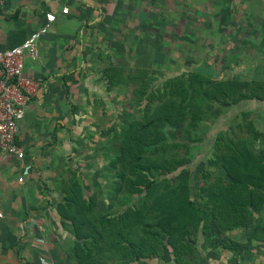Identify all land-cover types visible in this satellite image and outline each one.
Masks as SVG:
<instances>
[{"label":"rangeland","instance_id":"374dc122","mask_svg":"<svg viewBox=\"0 0 264 264\" xmlns=\"http://www.w3.org/2000/svg\"><path fill=\"white\" fill-rule=\"evenodd\" d=\"M164 15L153 13L152 17ZM236 15L238 19L240 14ZM166 16L167 27L160 29L156 53L151 56H137L135 49L129 50L132 39L144 30H137V34L130 28V21L111 24L91 55L87 71L72 78L74 88L67 96L68 118L61 114L68 123L57 126L58 135L44 143L45 155L38 165L44 179L41 184L68 237L62 242L58 238L52 241L54 247H59L57 254L62 264H130L124 262L122 250L116 247L129 238L144 255L139 264L174 262L171 252L179 257L178 264H205L196 255L202 242L214 236L199 232L210 211L209 200H223L239 190L242 200H248L246 195L252 196L251 200L264 199V192L259 190L230 186L215 159L229 151L230 141L240 139L259 153L263 148L259 132L264 133V102L246 98L228 103L221 97L213 100L205 93L204 99L190 97L183 83L186 72L200 67L215 80L238 77L259 81L264 75L258 68L260 61L244 59V49L250 45L243 43L239 30H198L189 21L197 17L188 10ZM185 19L187 23L181 21ZM190 82L197 86L195 80ZM169 97L180 101L179 109L172 110V116L152 132H162L163 140L141 152L143 160H162L163 167L150 168L146 185L136 183L139 191L128 193L117 176L120 163L116 155L124 129L131 122L145 123L149 111ZM126 176L132 177L129 173ZM72 186H77L81 197L91 203L95 227L103 235L98 241L83 242L80 257L74 253L77 239L71 224L56 212L57 204L67 200ZM210 191L213 198L208 195ZM170 198L191 202L194 221L200 219L198 231L195 223L180 226L178 216L173 225L167 222L165 216L172 214L157 208L162 205L158 203ZM131 210L137 212V223H129ZM149 228L157 234L149 236ZM184 234L188 236L187 244L183 242L177 249L168 245L167 242H178ZM154 249L158 251L155 255Z\"/></svg>","mask_w":264,"mask_h":264},{"label":"crops","instance_id":"0c3cea01","mask_svg":"<svg viewBox=\"0 0 264 264\" xmlns=\"http://www.w3.org/2000/svg\"><path fill=\"white\" fill-rule=\"evenodd\" d=\"M63 5L67 6L66 13L60 11ZM181 10L196 15L189 21L198 30H239L243 43L250 45L244 49V59L260 61L258 68L264 72V0H4L0 50L19 45L45 23L46 13L54 18L37 41L39 58L26 59L23 65L24 74L36 83L17 123L15 141L24 158L18 163L0 153V264H62L59 247L52 241L58 238L62 242L68 237L50 207L38 165L45 155L44 143L58 135L57 126L68 123L67 96L74 88L72 78L87 71L102 35L114 22L130 21L137 34V30H144L132 39L129 50L135 49L137 56H151L156 53L160 29L167 27L166 13ZM153 13L165 15L154 18ZM181 21L187 23L188 19ZM259 81H264V75ZM248 99L264 102V98ZM18 176L21 181H17ZM210 231L213 239L197 248L200 262L264 264V201L249 211L243 226L222 231L212 227ZM221 239L239 246L235 250L225 248Z\"/></svg>","mask_w":264,"mask_h":264},{"label":"trees","instance_id":"16d2710c","mask_svg":"<svg viewBox=\"0 0 264 264\" xmlns=\"http://www.w3.org/2000/svg\"><path fill=\"white\" fill-rule=\"evenodd\" d=\"M198 69L200 70L186 72L183 77V83L186 84L184 91L186 94H189L190 97L199 96V98L202 97V99H204L205 95H208V97H211L213 100H218L221 97L222 100L228 101V103L237 102L246 98H264V81L244 80L238 77L229 78L226 81L215 80L210 74L206 73L202 67ZM193 80L197 83L196 87L190 82ZM179 104L180 101L175 102L170 97L166 98V100H163L159 105L154 106L151 111H149V116L145 118V123L135 121L129 123L125 127L116 158L120 163V171L117 176L123 181V189L128 193L139 191L136 183H143L146 185V177L148 175L151 176L150 168L161 169L163 167L162 160H143L141 152L143 148L150 145L156 146L163 140L162 132H152L157 130L159 125L163 124V120H168V118L172 116V110L179 109ZM161 115H163V119H161ZM259 137L263 148L258 154L254 153L243 139H240L237 142L230 141L229 151L215 158L222 169L223 175L228 178L230 186L242 187L245 185L251 187L252 192H255V189L264 192V188L262 187V185L264 186V133L259 132ZM126 173H129L132 177L126 176ZM73 188L74 190L72 192ZM66 195L67 200L57 204L56 212L71 224L73 236L77 239L74 242V253L77 257H80L79 251L82 250L81 245L83 242L87 240L98 241L103 235L95 227L96 221L93 216L91 203L89 200H85V198L81 197L77 186H72L71 189L67 191ZM208 195L211 198L214 197L211 191ZM246 198L248 200H242L241 191L239 190L237 193L227 196L223 200H209L211 202L210 211L202 220L205 224L201 227L198 225L200 219L194 221V214H191L192 204L190 201L179 200L178 198L162 200L161 203H158L162 205L159 207L157 206V210L159 212L167 210L172 214L171 216H165L170 225H173L172 221L175 222L174 220L176 216H178L180 219L177 223L179 222L181 224L180 226L187 227L189 224L195 223V231L200 227L201 229H199V232L207 235L212 234L210 225L217 231L243 226L249 211L255 209L264 201V199L251 200L252 196L250 195H246ZM188 206L190 207L188 208ZM128 215L130 217V224L138 222L136 211L131 210ZM160 215H163V213ZM124 216L127 217L126 214ZM146 231L149 236L157 234L150 228L146 229ZM185 235L186 234L182 235L178 242H167L168 245L173 249H177L179 245L181 246V243L185 242L187 244L188 241L186 242V237L188 236ZM183 239H185V241H183ZM189 241H192L191 238ZM220 241H222L221 244L223 247L230 248L231 250H235L237 246H239L237 242L231 240L221 239ZM116 247L122 250L124 262L139 264L141 259L144 258L138 246L133 240L131 241L130 238L123 240L121 244L118 243ZM157 252L158 251L154 249L152 254L155 255ZM171 254L174 258V262L172 261L173 264H178L180 260L179 257L173 252H171ZM172 262L162 263L172 264Z\"/></svg>","mask_w":264,"mask_h":264},{"label":"built area","instance_id":"2783aa9c","mask_svg":"<svg viewBox=\"0 0 264 264\" xmlns=\"http://www.w3.org/2000/svg\"><path fill=\"white\" fill-rule=\"evenodd\" d=\"M4 0H0V8ZM66 13L67 6L60 9ZM52 13L45 14V23L32 31L19 45L0 50V153L20 163L23 149L16 143L17 123L25 112L26 100L33 94L36 83L25 75L23 65L26 59L39 58L37 41L53 20ZM21 181V176L17 177Z\"/></svg>","mask_w":264,"mask_h":264}]
</instances>
